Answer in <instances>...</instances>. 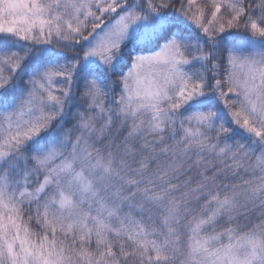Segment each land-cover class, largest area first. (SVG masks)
<instances>
[{"label": "snow or ice", "instance_id": "obj_1", "mask_svg": "<svg viewBox=\"0 0 264 264\" xmlns=\"http://www.w3.org/2000/svg\"><path fill=\"white\" fill-rule=\"evenodd\" d=\"M0 264H264V0H0Z\"/></svg>", "mask_w": 264, "mask_h": 264}, {"label": "trees", "instance_id": "obj_2", "mask_svg": "<svg viewBox=\"0 0 264 264\" xmlns=\"http://www.w3.org/2000/svg\"><path fill=\"white\" fill-rule=\"evenodd\" d=\"M198 3H207V0H197ZM82 103V101H80ZM249 223V221L241 220V224L245 225Z\"/></svg>", "mask_w": 264, "mask_h": 264}, {"label": "rangeland", "instance_id": "obj_3", "mask_svg": "<svg viewBox=\"0 0 264 264\" xmlns=\"http://www.w3.org/2000/svg\"><path fill=\"white\" fill-rule=\"evenodd\" d=\"M113 132L115 133V128L113 129ZM124 135H126V132L125 133H123ZM121 139L123 138V136H121L120 137ZM254 219V218H253ZM246 221V220H245ZM245 225H247L246 223H245Z\"/></svg>", "mask_w": 264, "mask_h": 264}]
</instances>
